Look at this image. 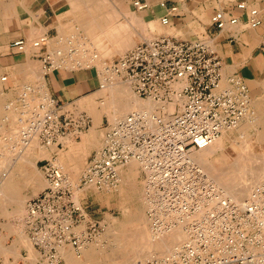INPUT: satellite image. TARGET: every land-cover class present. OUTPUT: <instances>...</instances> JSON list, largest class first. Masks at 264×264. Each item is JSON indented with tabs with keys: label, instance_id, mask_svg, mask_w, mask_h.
<instances>
[{
	"label": "built area",
	"instance_id": "obj_1",
	"mask_svg": "<svg viewBox=\"0 0 264 264\" xmlns=\"http://www.w3.org/2000/svg\"><path fill=\"white\" fill-rule=\"evenodd\" d=\"M133 6L141 11L148 3L136 0ZM160 6L165 8L166 2ZM170 14L161 18L163 26L171 25ZM241 23L244 29L262 27V9L242 1L235 9L214 12L210 27L232 30ZM49 40L48 35H42L30 43L42 59L44 75L65 68L56 59L63 56L62 51L50 48ZM28 44L21 38L11 41L8 48L25 53ZM86 68L95 69L100 89L128 84L137 97L161 106L153 112H132L109 124L102 146L90 156L78 185L67 178L56 158L45 160L42 167L48 185L28 202L24 218L25 233L43 263L63 264L62 250L68 248L81 257L98 238L103 226L77 194L118 189L121 171L132 161L138 162L144 173L152 236L159 239L176 226L184 228L188 236L162 260L151 259L150 264L264 262V185L252 193L245 206H236L229 198L221 204L218 187L203 178V171L189 158L192 150L208 147L247 114L251 94L243 77L225 75L223 60L203 37L184 40L172 35L144 40L119 58L105 61L101 71L94 65ZM50 101L40 102L39 115L27 118L29 124L22 129L17 148L27 145L26 135H30L41 147L63 149L66 135L79 137L90 128L91 117L76 110L75 104H69L75 108L68 105L65 109L55 99ZM191 217L195 222L189 221ZM241 243L245 246L240 251ZM181 252L187 258H179Z\"/></svg>",
	"mask_w": 264,
	"mask_h": 264
},
{
	"label": "bare ground",
	"instance_id": "obj_2",
	"mask_svg": "<svg viewBox=\"0 0 264 264\" xmlns=\"http://www.w3.org/2000/svg\"><path fill=\"white\" fill-rule=\"evenodd\" d=\"M11 2H12V0H11ZM11 2H10V0H0V16L7 15V13L10 10V8L13 6V4ZM86 2H87V0H86ZM92 3H93V1H92ZM108 15H110V14H108ZM106 17H107V15H106ZM132 18H135V16L134 17L132 16ZM77 22L80 23L79 20ZM88 22H90V26L87 27V25H85L83 27H84V29L87 32V36L89 34V38L91 40L89 39L88 42L83 44V49L81 50V52L79 50H76L75 52H73V51H71L73 49H71L70 47H66V52H67V54H66L59 47L55 48L56 46H55L54 42L55 43H61V40L63 39L62 36L63 37L65 36L64 32L61 34L62 36L59 37L58 39H54L53 40V39H51L49 37L50 38V40H49L50 48L55 49V50H61L62 53H63L62 57L56 58L57 59V63H63V64L73 63L72 67L75 66V65H79L81 67V66L85 65L86 63H88V65H91V64H94V62H95L97 66L101 65L100 67H98V69L101 71L104 68V64H105L104 60H105V58L107 59V57H112L115 54H122L123 51H125L127 48H129L131 45H133V43L135 41V39L133 38V35L130 34V29L132 28V25L131 26L130 25L127 26L126 24L125 25L124 24H120L119 22H117V23H119L118 25H117V23H115V25H113L111 23L112 20H111V22L110 21H108V22H105V21L98 22V21H96L94 19H91V20H88ZM135 22H136V20H135ZM137 22H139V21H137ZM131 24H132V22H131ZM154 24L151 23L150 25L154 26ZM73 31H74V29H73ZM131 32H133V31H131ZM29 33H31V32H29ZM33 35H34V33H33ZM34 36L36 37V35H34ZM40 36H42V34ZM133 39H134V41H133ZM65 40H67V39L65 38ZM31 42H32L31 38H28V43L29 44L27 46L26 53L28 52V48L32 49V47H30V43ZM80 44L82 45V43H80ZM65 46H66V44H65ZM8 47L9 46H7V45H0V51L2 49L9 50ZM79 47L82 48V46H79ZM75 49H77V47ZM67 55H70V57L66 58ZM97 62H98V64H97ZM41 64L42 65H41L40 68L38 67V65L37 66L35 65V66L30 68L32 74H35L37 79H39L40 82L42 83V85L39 84L40 88L38 87L39 92L41 93L40 98H36V99L33 98L31 100V96H30L31 94H28V92L33 91L34 88L31 85H29L28 83H25V84H27L25 86V88H24V85H23L24 93L22 92L23 94H21V95L26 97L27 105L25 106L26 108H24V110L21 111L23 113V116H20V118L18 116H16V119L18 118L19 121L21 122L20 124H22V125L19 127V129H21L19 132L14 130V135H13L14 136V144H17V141L20 139V133H22V131L24 130L25 125L28 124V123H26L27 118L29 120H32L33 118H35L36 115H39L38 113L40 112V109H38V108H39V104L41 102L40 100L42 99L43 103H47V102L50 103L51 102L50 101L51 98L49 96V91L44 86V76L45 75H44V70H43V63L41 62ZM68 67H70V66H68ZM27 68H28V66H27ZM4 79H6V77H4L1 74V71H0V101H1V98L3 96L1 87H2V83L5 81ZM262 85H264V84L262 83ZM129 87L131 88V86L128 85V84L116 83L115 85H112V86L108 85V87H106L105 89H101V90L99 89L98 90V93L100 92L99 95L103 98V100L99 104L98 103L94 104L93 103L94 101H93L92 104L91 103L89 104L90 106L88 108L89 113L91 115H93L94 120H95L94 121L95 124H94V126H93V128L91 130L92 133H94L96 131V128L100 125L103 115H107L112 122H116V121L120 120L121 118L125 117L126 115H128V114H130L132 112H137V111H140V110H147L149 112H153L155 109H157L158 107L161 106V105H159V103H155V102H152V101H149V100L148 101L139 100V97L137 98L131 93ZM28 90H30V91H28ZM25 91H27V93H25ZM261 94H262V92H261ZM258 97H260V96H258ZM79 105H81V104H79ZM254 107H256V110L254 112H252V113L250 112L249 114L247 113L245 116H243V118H241L238 121V123L236 124V126L234 127L235 129H237V133L239 134L238 136L242 137L243 140L245 139L244 140L245 144H248V136L247 135L250 133L249 131L251 129L255 128L256 126H261L262 127V130L260 131V140L264 139V101H259L258 103H256L254 105ZM72 108H75V107H72ZM249 108H250V106H249ZM166 109H168V107H166ZM76 110H79V109H76ZM81 112H83V111H81ZM98 128H100V127H98ZM1 132H4V131L1 130ZM225 133H226V131H224L223 134L219 138H217L214 142H212L208 147H206L204 149H199V150H192L189 158L191 159V162L193 163V165L195 167H197L198 169L203 171L202 177L203 178H207L212 184L214 183L218 187V190H219V192L221 193V196H222L221 204L223 202V199L229 198V199L234 200V202L236 203V206H242V205L245 206V203L247 201H249L252 193H254V191H256L259 188L261 183L264 182V170H263L264 169L263 168L264 167V160L262 162H260L263 165L258 164L259 166H257L256 164H254V163H256L255 161L252 162L250 160L254 156L245 154V155H238V157H234L236 159H234V161L231 162L232 164L229 163L230 165L229 164L226 165L227 164V162H226L227 158H226V155L224 154V150H225L224 147H225L226 142L228 140H231L232 138H231V134L228 135V134H225ZM69 135H73V134H68L64 138L66 143L69 141L68 144L70 146L73 145L71 147L68 146L70 150L67 149L68 150L67 151L68 154H67L66 157H67L69 162L66 161L67 163L66 164L64 163L65 164L64 166L61 165L60 163H59V165L62 167V169L64 168L63 171L67 175V178L71 182H73L74 180L71 179L72 177L70 175L74 176V175H77L78 173L80 174V172H79L80 169H79V166L76 167V165H75L76 168L74 166H68V163H71V164L73 163V165H74L78 160H80V157L82 156V155H80L81 152H85V151L88 152L90 147L92 146V144H94V141L92 139L90 141V143H88L89 138L87 137V138H84L81 143L74 144L73 142L71 143V140H70L71 138H69ZM26 136L29 139V143L27 145H23L22 149L17 148V145L12 146L13 150H15V151L17 150V152L14 154L13 157L10 156L11 159L14 161V163H15L16 160L20 159V160L25 161V163H28L30 165H34L35 162L33 160L35 158L37 159V158L49 157L51 152H56V151H54L55 149L57 151H63V150L66 149V148L65 149L63 148V149L59 150L56 147V145H53L50 148L42 147L41 151H39L37 153L35 150L33 151V148H34V145H36L37 143L39 145V141L37 139H35L34 137L30 138L29 137L30 135L29 136L26 135ZM6 137L8 138V136H6ZM1 138H3V137H1ZM65 141H64V144H65ZM10 143H12V142H10ZM3 144H4V142H3ZM39 147H41V146H39ZM0 148H1V146H0ZM38 149L40 150V148H38ZM3 152H5V151H3ZM1 153H2V151H1ZM217 154H218V156H217ZM61 155H62V153H61ZM220 155L221 156L224 155L225 157L221 158ZM84 156L86 157V155H84ZM6 157L7 156L5 154V155H2L1 158H3V160H4V159H6ZM57 157L59 158V154H58ZM57 157H56V161L58 160ZM255 158H256V156H255ZM256 159H258V158H256ZM83 160H85V159H83ZM59 161H57V162H59ZM12 165L13 164H5V165H3V163L1 165V163H0V206H2L3 208L4 207L7 208V206L9 204H14L16 208H15V211L12 212V214L14 213L13 215L16 216V217H20V216L22 217L23 213H24V209H25V200H24V198L21 195L22 188H21L20 184L17 183L16 177H17V175H21V173L22 174H24V173L21 172L19 174L17 171H15V169H12ZM138 165L141 166L138 162L132 161L127 166V169H125V170L123 169L121 171V184L119 185V188H120L119 189L120 190L119 193H121V195L123 194L122 195L123 198L128 192H133L134 189L137 188V186H136V182H137L136 178H137V174H138V172H137L138 171ZM260 167H262V169ZM24 176H26V180L25 181L27 183L34 182V180H35L34 175L32 176L29 173L27 174L25 172ZM77 176H74V177H77ZM76 181H77V179H76ZM144 181H142V182H144ZM45 182H46V185H48V182L47 181H45ZM75 184H77V183H75ZM141 198H143V197H141ZM143 199H145V198H143ZM23 200H24V202H23ZM142 201H144V200L141 199V202ZM144 206H146V205L144 204ZM6 210H5V212L7 213L8 211H6ZM10 211H12V210H10ZM5 212H3V213H5ZM26 212H27V209H26ZM6 213L3 214V215H5V216L9 215V213H7V215H6ZM141 213H142V215L137 216L135 221H133V223L135 224L134 232L132 234L129 232L130 234L127 235V237H125V238H128L129 241L130 240L133 241L135 239V241H134L135 243H132L131 245L136 248V250L135 249L134 250L137 252L136 254L139 257L138 258L139 260L137 258H136L137 260L135 258H134L135 260L132 259L133 261L136 262V264H143V263H141V261L145 260V258H142V257H145V256L150 257L154 253H157L159 255H161V254L165 255V253L168 252L167 254H170L173 250H175V247L179 246L180 243H182L183 241H185L187 239L188 236H187L186 231L184 230V228H182L180 226H176L175 228H171L172 231L171 232H167L165 235H161L159 240L155 239L152 236V233L149 232L151 230L150 229L148 230V228H147L146 224L148 222L147 221L148 218H147L146 214H144L143 212H141ZM12 214H11V217H12ZM25 216H24V218H25ZM8 219H10V218H8ZM192 220L193 219L191 217L189 219V221H192ZM20 221L21 222L23 221L22 223L24 225V219L23 220L21 219ZM113 221H115V220H113ZM193 222H195V220L192 221L191 223H193ZM2 224H3V226L4 225L5 226L8 225L7 223L6 224L2 223ZM10 224H11V226H13L12 223H10ZM20 224L19 225L17 224V225L20 226ZM21 227H22V225H21ZM6 228H8V226ZM10 229L11 228H9V230ZM14 232H17V231H14V228L12 227L11 233H14ZM20 234H17V236L20 237L19 239L27 241V239L29 237L27 236V234L22 233L21 229H20ZM7 238H8V236H7ZM5 240H6V238H5ZM28 240H30V242H31L30 238ZM14 241H13V244H14ZM3 242H4V240H3ZM11 244H10V246H11ZM24 244H26V242ZM92 244L93 243L88 245L83 250V253H82L81 257H78V258H82L83 255H84V252L86 250L87 251L85 252V257H87V256L91 257L93 249H91V248L87 249V248L89 246H91ZM126 244H128V243H126ZM28 245H32V247L35 249V247H34L32 242H31V244L28 243ZM112 246H114V245H112ZM25 247H27V246H25ZM28 247L32 248L31 246H28ZM216 247H217V245H213V249H216ZM1 248H5V247H1ZM12 248H13V252H14L16 247L14 248L12 246ZM29 250H31V249H29ZM66 250L67 249L62 250V255L64 256L63 257L64 260L67 261V264H71L72 262L77 263V264H81V263L84 262L83 260H81L83 262H80V260L76 259L77 257L75 258L70 252H67ZM2 251H3V249H2ZM135 251H134V253H135ZM4 252H6L5 249H4ZM13 252L11 251L10 255ZM32 252H33V250H32ZM0 253H1V251H0ZM36 253H38L36 255V257H35V255L33 257L32 254H31V257H29V259H31L30 260L31 262H35V260L38 258L37 256L38 255L40 256L39 251L36 252ZM14 254H16V256L18 255V257H19L18 253H14ZM29 254H30V252H29ZM142 254H144V255H142ZM182 254H183V252H182ZM156 257H159V256H156ZM151 258H153V257L151 256ZM157 259L158 258H156V260ZM133 261H132V264H135V262L133 263ZM258 262H259V264H264V262H260V261H258ZM144 264H146V263H144Z\"/></svg>",
	"mask_w": 264,
	"mask_h": 264
},
{
	"label": "rangeland",
	"instance_id": "obj_3",
	"mask_svg": "<svg viewBox=\"0 0 264 264\" xmlns=\"http://www.w3.org/2000/svg\"><path fill=\"white\" fill-rule=\"evenodd\" d=\"M10 2H11V0H10ZM11 3L13 4V6L10 8L9 12L7 13V15L0 16V20H1L0 21V45H7L8 46V44L11 41L17 39L18 33L20 31L19 28L21 27V24H19L16 21L18 20V15H20L22 13V9H21L22 6L21 5H22L23 2L21 0H12ZM94 4L95 5H99V6L98 7H94V8L87 7V8L72 9L73 16H74V18L72 19L73 22H71L69 25L64 26L65 28L63 27V31H64L65 36L63 37L61 35L62 38H63L61 40V43H55L54 42V44L56 46L55 48L59 47L66 54H67L66 47H70L71 49H73V50H71L73 52H75L76 50H79L81 52V50L83 49V44L88 42L89 39H90L89 38V34L87 36V32H86V30L84 29L83 26H85V25H87V27L90 26V22H88V20L94 19V20H96L98 22H102V21H105V22L110 21L111 22V20H112L111 23L113 25H115V23H117V22H119L120 24H124V25L126 24L127 26L128 25H130V26L132 25V28L130 29V34L133 35V38L135 39V41L133 39V41H134L133 45H131L129 48H127L125 51H123L122 54H115L112 57H107V59L105 58L104 61H112L114 59H117L120 56L124 55L126 52H128L130 49H132L135 45L143 42L146 39H151V38L153 39V38L157 37L156 35H172V36H176V37H180L181 36L179 39H184V40H190V39H195V38H198V37H203V39L208 43V45L210 46L211 49L217 50L216 42L214 40H211L210 39L211 37L207 36L208 30L211 29V27H210L211 18H209L206 15V13L199 15L200 20L203 21L204 24L203 23L192 24V25L188 24L187 26H184V27L178 25L177 29L169 28L167 30H164L165 28H163L161 26L159 21L157 23H155V24L153 23L154 26H151L150 24H148L150 27L147 24H145V25L142 24L143 23V19L139 15V12L136 13L135 10L132 9V8L130 10L126 9V7L122 6L121 3L119 1H117V0H102V1L101 0H95ZM108 14H110L111 16L108 15ZM106 15H107L108 18L106 17ZM132 16L133 17L135 16V18H132ZM78 20H79L80 23L77 22ZM135 20H136V22H135ZM137 21H139V22H137ZM131 22H132V24H131ZM119 23H117V25ZM148 27H149V29H147ZM73 29H74V31H73ZM155 30H158V32L155 31ZM131 31H133V32H131ZM154 32H157V34H153ZM40 35L41 34H38V35H36V37L32 36L31 40H34V39L40 37ZM65 38L66 39L68 38V39L65 40ZM80 43H82V45ZM65 44H66V46H65ZM79 46H82V48L79 47ZM76 47H77V49H75ZM27 54H28L29 57L32 56V55H35V54L37 56L39 55V54H37L35 52V50L29 49V48H28ZM67 56H66V58L70 57V55H67ZM39 60L40 61H36V63L38 65V67L40 68L41 65H42L41 64L42 59L39 58ZM66 64H63L62 67H65L67 69L80 68L79 65H75V66L72 67L73 63H70V64L66 63ZM86 64L81 66V67L86 68L88 66H93L94 65V66H96V68H98V67L101 66V65L97 66L95 62H94V64H91V65H88V63H86ZM97 64H98V62H97ZM263 65H264V61L260 62V64L257 65V68H256L255 71L248 70V71H245L246 73L243 74L244 77H245V79L244 78L243 79L247 83V85H248V87L250 89V94H251V105H249L250 108L247 111L248 114L250 112L252 113V112H254L256 110V107H254V105L256 103H258L259 101H264V91H263L264 90V87H263L264 85H262V83L264 84V66ZM68 66H70V67H68ZM226 67H229V66L227 64H224V69ZM253 67L255 68L256 66H253ZM231 69L234 72V68H229V69L226 68L224 73H226V74L233 73L232 71L229 72V70H231ZM246 74L249 75V77H247ZM4 77H6V76H4ZM250 77L254 81L253 83L248 81ZM34 80H36L35 77H34ZM121 84H124V83H121ZM253 84H255V85H253ZM25 86H24V88H25ZM24 88L23 87L21 88V90H20L21 94L24 93V91H23ZM130 91L135 97H137L133 93L131 88H130ZM261 92H262V94H261ZM28 94H32V92H28ZM99 94H100V92L99 93L97 92L93 97L88 99L83 104H81V105L77 104L76 108L79 109L80 112L84 111V112H87V114H88L89 113L88 108L90 106L89 105L90 103L92 104V102L94 101L93 102L94 104H97V103L99 104L103 100V98ZM258 96H260V97H258ZM139 100L147 101V100H143V99H140V98H139ZM40 101L42 102L43 100L41 99ZM64 106L66 108V106H68V105H64ZM69 106H70L71 109H73L72 107H75V106H71V105H69ZM89 116L92 119V123H91L92 126H90V128L86 129L83 133H81L79 135V137H76L75 135H69V138H71L70 139L71 143L73 142L74 144L81 143L83 141V139L87 138V137L89 138L88 143H90V141L92 139L94 141V144H92V146L90 147L88 152H86V151L85 152H81L80 151L81 152L80 155H82L80 157V160H78L74 165H73V163L72 164L68 163V166H74V167H75V165H76V167L79 166L80 174L78 173L77 174L78 176L74 175V176H77V177H74V176L70 175L72 177L71 179L74 180V181L72 180L73 181L72 183L73 184L77 183L76 185H78L80 183V181H81L82 175H83L84 170H85L86 165H87V162H88V160H89V158L91 156V150L93 148L99 149L100 146H102L103 141H104V137H105V133H106V128L108 127L109 124L114 123V122H112L109 119V117L107 115H103L102 119H101V123L98 126L100 128L97 127L98 129L96 128V131L94 133H92L91 130H92L94 124H95V122H94L95 120H94L93 115L90 114ZM20 130L21 129H18L16 131L19 132ZM261 130H262L261 126H256L255 128L251 129L249 131L250 133L247 135L248 136V144H245V142H244L245 139L243 140L242 137L238 136L239 134L237 133V129H235L234 127L231 128V129H227L225 134H228V135L231 134V138L232 139L228 140L226 142V144H225V147H224L225 148L224 154L226 155V158H227V161H226L227 164L226 163L225 164L228 165L229 163L233 162L234 159H236L234 157H238V155H245L246 154V155H251V156L253 155L254 157L251 158L250 160L252 162L255 161L256 163H254V164L259 166L258 164H261L260 162H262L264 160V139L260 140V131ZM2 131H5V129H3ZM5 134L6 135L3 136V139L1 138L3 141L0 139V146L1 147L3 146V142H4V145L5 144L7 145V147H9L8 145H12V146L16 145V144H14V136H12L11 134H8V133H5ZM6 136H8V138ZM10 139H13V141L11 140L12 143L9 142ZM68 142L66 143V141H65V144H64L65 145L64 149L66 148L65 150H63V151H57L56 149L54 150V151L57 152V154H59V158L57 157L58 158L57 161H59V160L60 161L58 163H60L63 166L67 163L66 161H68V159L66 157L67 154H68L67 151L70 150L69 147H68V146H70L68 144ZM37 145H38V143L36 145H34L33 151L35 150L38 153L39 151H41L42 147H39L40 145H38V146ZM71 146H73V145H71ZM38 148H40V150ZM16 152H17V150L16 151L12 150L11 152L7 151V153H6V151L2 152L3 153L2 154L1 153V148H0V158H1L2 155L6 154V156H7L6 158H9V159H6V161L7 160H11V157H13ZM60 152L62 153V155H61ZM52 153L53 152L50 153L49 157H43V158H37V159L35 158L33 160L35 162V164H34L35 166L29 164L30 166L28 168V170H29L28 172H29L30 175H32V176L34 175V177H35L34 182L27 183L26 181H23V180L19 179V181H22V182L25 183V184L23 183L24 185H20L23 188L21 195H22V197L25 200V209H24V213L25 214L23 213L22 217L21 216L20 217H16V216L13 215L14 213L12 214V216L14 218V221L12 222V225L14 226L13 227L14 231H17V232H14L13 235H11V236H16L15 234H20V229H21V232L23 233V230H25V229L23 228L24 227V225L22 223L23 221L21 222L20 220L21 219L23 220L24 216L26 215V209H27V205H28L27 202H29L31 199H33L36 196H38L47 187L46 182H45L46 181V175H45V172H44L43 167H42L44 165L45 161L42 164H37V162L39 160H42V159H47V158L51 159ZM83 154L86 155V157ZM221 155H220L221 158L225 157L224 155L223 156H221ZM217 156H218V154H217ZM255 156L258 159H256ZM52 158H56V157H52ZM83 159H85V160H83ZM1 160H2V158L0 159V161ZM261 165H263V164H261ZM260 168L262 169V167H260ZM137 172H138L137 178H136V181H137L136 182V186H137V188L134 189L133 192H128L124 196V198L122 196L123 194L121 195V193H119V191H120L119 187H118V189H116L114 191L89 190V191H86L85 193L78 192V194H77L78 200L81 203H83V205L85 204V206H88V210H90L93 213L94 219L96 221L100 222L102 224V226H103V229H104V231L100 234L101 236L100 235L98 236V238L100 240L97 238V240L92 242L93 244L87 248V249H89V248L93 249L92 250V254H91V257H92L91 260L93 262L91 264H132L133 260H135L136 258L137 259L139 258L137 256V254H136L137 252L135 251L136 248L131 245L132 243H135L134 242L135 239L133 241H131V240L129 241L128 238H125V237H127V235H129L130 233L132 234L134 232L135 224L133 223V221H135L136 217L139 216V215H142L141 212H143L147 216V212H146V209H145L146 206H144L145 199H143V198H145V196H144L145 195L144 194L145 193V191H144L145 190V188H144L145 185H144V182H142V181L145 180V177H144V173L142 172V169H141V167L139 165H138V171ZM76 179H77V181H76ZM263 183L264 182L261 183L259 188L264 185ZM33 191L34 192L36 191V192L34 193ZM141 197H143V198H141ZM141 199L144 200V201L141 202ZM24 200H23V202H24ZM15 208L16 207H15L14 204H9L7 206V208H5V210L9 209V211L12 210L10 212H14ZM96 211H98L100 214L97 213ZM96 213L98 214V216L95 215ZM113 220H115V221H113ZM147 221L148 222H147L146 225H147V228L149 230L150 229V224H149V220H147ZM17 224L18 225L20 224V228H19V226ZM8 225H11V224H8ZM21 225H22V227H21ZM149 232H151V231H149ZM3 233L0 232V234H2V235H3ZM28 239H27L26 243L31 244L30 240H28ZM157 240H159V239H157ZM126 243H128V244H126ZM112 245H114V246H112ZM28 246L32 247V245H28ZM244 246H245V243L239 244L238 245L239 250L240 251L243 250ZM30 249H31V252H32L33 248H30ZM69 249H67L66 251L70 252L76 258L77 256L74 253V251L72 249H70V250ZM134 251H135V253H134ZM85 252H84V255H83L82 258H78L77 257L76 259L80 260V262H83L84 261V257H85ZM167 253H165V255L164 254L163 255L162 254L159 255L157 253H154L153 255H151L153 258H151V256L150 257H148V256L142 257V258H145L146 261L143 260L144 262L141 261V263L150 264V259H156V258H158L157 260H162V258L164 256H166ZM37 254L38 253H36L34 251V249H33L32 256L34 257V255H35V257H36ZM142 255H144V254H142ZM156 256H159V257H156ZM87 257H89V256H87ZM234 257H236V256H231L230 258L232 259ZM38 258L35 260V263L37 262V264H43V261L41 260L42 258L41 257L39 259ZM179 258H181L182 260L184 258H187L185 252H183V254L181 252ZM81 260H83V261H81ZM85 261H86V259H85ZM239 261H240V259L235 261V264H242ZM134 262L135 261H133V263ZM81 264H87V263L83 262ZM135 264H136V262H135ZM175 264H186V263H180V262L177 263L176 262Z\"/></svg>",
	"mask_w": 264,
	"mask_h": 264
},
{
	"label": "crops",
	"instance_id": "obj_4",
	"mask_svg": "<svg viewBox=\"0 0 264 264\" xmlns=\"http://www.w3.org/2000/svg\"><path fill=\"white\" fill-rule=\"evenodd\" d=\"M94 1L95 0H87V2L86 0H22V13L18 15V20L16 21L21 24L17 39L24 38L28 40V38H31L34 35H45L46 33V35H48L51 39H58L64 32L63 27L73 22L72 19L74 16L72 9L98 7L99 5H95ZM117 1H119L122 6H125L126 9L130 10L132 8L136 13L139 12V15L143 19L142 24L144 25L148 23H157L158 21L161 24V18L166 16L168 13H171V25L163 26L161 24V26L165 28L164 30L169 28L177 29L178 25L184 27L188 24H204V22L200 20L199 15L206 13V15L211 18L214 12L218 10L235 9L236 5L242 1L246 2L250 7L261 8L264 13V0H140L142 2L148 3V8L141 11L136 10L133 6V2L136 0ZM163 1L166 2L165 8L160 6V3ZM172 7H176L177 10L171 12L170 8ZM244 28L245 27L241 23L232 30L228 29L218 31L211 28L208 30V33H211L210 39L216 42L217 50L215 51L221 57L223 63L229 66L226 68H234V72L232 69L229 70V72L232 71L233 73H238L245 79L243 75L246 73L245 71H255L257 65L264 61V48L262 47L264 25L257 29ZM147 29H149V27ZM155 31L158 32V30ZM29 32H33L34 35L33 33L31 34ZM157 32H154L153 34H157ZM36 61H40L36 54L29 57L27 53H15L7 49H2L0 51V71L3 76H6V80L2 83L1 87L3 96L0 101V139L6 135L5 133L11 134L13 136L14 130L19 129V127L22 125L20 124L21 122L19 119H16V116L19 118L20 116H23L21 111H23L27 105L26 97L22 96L20 93L23 85L25 86V83H28L34 88L32 94L30 95L31 100L33 98H40L41 96L38 87L40 88L42 83L39 79H37L35 74H32L30 69L35 65L37 66ZM253 66L256 67L254 68ZM225 75L227 74L225 73ZM34 77L36 80H34ZM247 77H249V75H247ZM248 81L251 83L254 82L251 77ZM44 86L49 91L50 98L55 99L63 105H77L86 102L98 92L99 78L97 77L96 71L94 69L84 67H80V69L60 68L44 76ZM3 129H5V131L1 132ZM11 140L13 141V139H10L9 142H11ZM5 145L3 144L1 147L2 152H7V150L11 152L13 150L12 145H8L9 147ZM95 150L97 149L94 148L91 150V155ZM57 155V152H53L51 158L57 157ZM6 159L3 160L2 158L0 161L1 165L2 163L3 165L13 164L12 169H15V171H17L19 174L23 172L24 174L21 173V175H17L16 179L17 183L24 185L25 183L19 181V179L23 181L26 180V176L24 175L25 172L27 174L29 173L28 168L30 165L20 159L16 160L15 163L12 159L7 161ZM45 160L47 159L39 160L37 164H42ZM6 211H8L7 213H9V215H7L5 212V207L3 208L0 206V231L2 233L5 232L3 233V236L0 234V248L5 247L0 249V264H37V262H31V259H29L32 253L31 250H29L30 247H28V243L24 244L26 241L20 240V237H18L17 234H15L16 236H11L13 235L11 231L12 227L14 226L4 225V227H2V223L10 224L14 221L13 216L11 217L12 212H9V209ZM3 212H5L7 216L3 215L5 214ZM96 212L99 213L98 211ZM97 213L95 214L96 216H98ZM6 218L10 219L7 220ZM7 226L8 228H6ZM9 228L11 229L9 230ZM24 231L25 230H23V233L26 234ZM13 241L14 244L16 243L15 245L13 244ZM12 246L14 248L16 247L14 252ZM4 249L6 252H4ZM34 250L35 252H38L36 248ZM11 251L13 253L10 255ZM14 253H18L19 257ZM37 257H39V255ZM91 258L92 257H84V262L91 264L93 262ZM63 264H67L66 260ZM71 264L77 263L72 262Z\"/></svg>",
	"mask_w": 264,
	"mask_h": 264
}]
</instances>
